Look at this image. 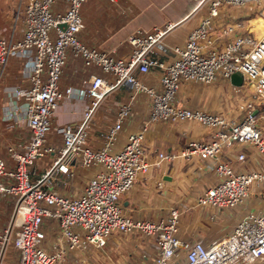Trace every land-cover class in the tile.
<instances>
[{"label":"built area","instance_id":"2783aa9c","mask_svg":"<svg viewBox=\"0 0 264 264\" xmlns=\"http://www.w3.org/2000/svg\"><path fill=\"white\" fill-rule=\"evenodd\" d=\"M59 1L65 7L55 8ZM204 1L198 0L197 5ZM85 2L27 0L23 36L16 40L0 36V81L11 56L26 61V84L6 91L11 107L5 121L8 128L28 129L24 142L8 144V157L0 156V200L13 197L12 215L0 227V264H62L91 244L104 246L113 233H140L154 241V254L142 255L154 264H264V207L245 212L225 236L205 242L180 235L182 215L191 206L171 207L156 220H134L120 203L122 194L151 166L144 140L157 121H194L212 129L210 140H191L181 152L158 153L156 164L195 154L208 161L215 182L197 196L194 207L211 206L218 212L238 208L248 202L255 187L264 184V168L236 167L249 159L245 148L236 152V162L223 158L237 144L252 146L264 156V131L254 114L264 104V31L257 23L248 27L244 21L215 25L220 8L254 4L260 6L256 17L264 10V0H210L209 14L188 34L184 45L166 40L172 23L152 30L139 28L128 36L127 59L80 39ZM217 36L228 37L222 48L215 45ZM69 55L93 71L79 86L62 89L59 80ZM153 69L160 71V87L139 76ZM233 74L244 80L242 85L231 82L237 95L244 97L242 88H251L235 114L193 108L177 100L183 82L209 84L219 77L231 81ZM123 85L130 86V94L118 107L113 123L99 129L101 143L94 147L91 130L96 112L106 96ZM143 93L151 99L149 115L115 150ZM64 98L82 101V115L75 124L54 125ZM46 157L50 160L40 173L30 170V165ZM77 167L97 169L79 192H63Z\"/></svg>","mask_w":264,"mask_h":264},{"label":"crops","instance_id":"0c3cea01","mask_svg":"<svg viewBox=\"0 0 264 264\" xmlns=\"http://www.w3.org/2000/svg\"><path fill=\"white\" fill-rule=\"evenodd\" d=\"M27 0H0V36L19 39L25 30V5ZM198 0H86L81 9L85 27L79 33L80 39L89 46H98L105 50H114L117 57L128 58L131 45L128 36L137 29L152 30L157 26H166L172 23V28L166 40L172 44L184 45L188 34L198 26L201 19L209 14L210 0L197 5ZM65 7L64 2H57L55 8ZM255 10L249 4L246 6H231L220 8L215 18V25H222L244 21L247 26L252 23L262 26L258 17H253ZM264 13V10H263ZM254 14V15H253ZM253 17V18H252ZM228 40L227 36L216 39V47L222 48ZM25 59L20 56H11L0 81V156L8 157V144H21L28 135L26 127L8 128L5 114L10 104L5 100L6 91L13 85H25L23 75ZM93 68L86 66L79 58L69 55L64 66L59 85L62 89L69 86H79L82 79L90 74ZM141 79L160 87V71L153 69L147 74H139ZM111 78L110 75H108ZM244 90V88H242ZM130 86L123 85L109 93L96 112L91 130V144L97 147L101 143L99 129L113 123L118 107L128 98ZM228 93H230L228 98ZM237 92L233 84L226 78L219 77L213 83L183 82L177 92V100L193 108H202L209 111H223L229 114L237 113ZM244 98L242 95H240ZM84 103L78 99L64 98L56 110L53 124L76 121L82 115ZM151 110V99L146 94H140L133 106L129 119L125 122L115 150L125 144L128 133L141 128L142 123ZM261 110L258 115L259 123L264 126ZM212 111V112H215ZM264 129V127H262ZM212 129L194 121H157L146 133L144 144L146 157L151 163L147 172L138 175L134 185L121 196L120 203L124 211L134 220H156L167 214L171 207H189L181 218L180 235L184 239H200L205 242L217 240L225 236L235 221L249 210H260L264 207L263 190L255 187L248 202L238 208L220 210L211 207H194L197 196L215 182V174L208 166V161L198 155L192 157L176 156L171 161L156 164L160 151L181 152L191 140L207 141L212 138ZM245 148L249 159L245 165L237 164L240 168H264V156L254 147L237 144L226 150L224 159L236 162L235 154ZM50 157L41 158L35 164L42 170ZM98 168H101L100 166ZM96 168H76V174L70 178V184L62 187L63 192H79L87 183ZM13 197L3 196L0 200V227L8 223L12 215ZM216 214L211 218V214ZM231 224V225H228ZM118 234V233H117ZM116 233L108 238L110 248L119 244V235ZM123 235V234H120ZM124 246L119 251L118 262L114 264H154L150 259L142 257L143 253L154 254L155 243L140 233L123 235ZM125 241H127L125 243ZM107 245V244H106ZM90 246L95 245L91 244ZM104 247V246H102ZM101 248V247H96ZM84 252V251H82ZM121 252L122 253L121 255ZM73 255V254H71ZM123 259V261H122ZM112 260V259H111Z\"/></svg>","mask_w":264,"mask_h":264},{"label":"rangeland","instance_id":"374dc122","mask_svg":"<svg viewBox=\"0 0 264 264\" xmlns=\"http://www.w3.org/2000/svg\"><path fill=\"white\" fill-rule=\"evenodd\" d=\"M249 5L253 7L255 12H258L260 6L257 7L254 4H249ZM255 12H253V13L255 14ZM256 17H258V19H260L261 24L264 25V13L262 12L261 15L256 16ZM243 88H244V91H246L244 94V97H246L247 95H250L251 88L248 86H244ZM227 95L229 98L230 93H228ZM237 99H243V98L239 94L237 96ZM259 107L264 111V104L259 105ZM212 111H215V110H212ZM217 112H222V111H217ZM262 115L263 116L261 118H262V121H264V114L262 113ZM262 127H264V126H262ZM263 131H264V129H263ZM2 145H3V143L0 145V149H1ZM29 168H30V170L36 169L39 173L42 171V167H37L36 164L30 165ZM258 188H259V190H263L262 185ZM188 209H190V208H188ZM228 225H231V224H228ZM112 235H114V233ZM117 235H119L118 237L120 239L119 244H117V246L110 248L109 244L107 243L108 240L106 242L107 245L105 244L104 247H101V248H96L94 246L89 245L88 248H86L84 250V252H77L76 254L70 255L66 260H64L62 262V264H114L115 262H118V259H117L118 255H116V254H117L118 250L122 251L121 248L124 246V241H122L121 239H125V237L123 236L124 234L123 235L117 234ZM126 242L127 241H125V243ZM122 253H124V252H121V255H122ZM122 261H123V259H122Z\"/></svg>","mask_w":264,"mask_h":264},{"label":"water","instance_id":"95a60500","mask_svg":"<svg viewBox=\"0 0 264 264\" xmlns=\"http://www.w3.org/2000/svg\"><path fill=\"white\" fill-rule=\"evenodd\" d=\"M231 82L234 83V84H238V85H242L244 80L243 78L238 75V74H233L232 77H231ZM257 109L254 111V114L257 113Z\"/></svg>","mask_w":264,"mask_h":264},{"label":"trees","instance_id":"16d2710c","mask_svg":"<svg viewBox=\"0 0 264 264\" xmlns=\"http://www.w3.org/2000/svg\"><path fill=\"white\" fill-rule=\"evenodd\" d=\"M260 112H261V110H259V111L256 113V115H259V114H260Z\"/></svg>","mask_w":264,"mask_h":264}]
</instances>
